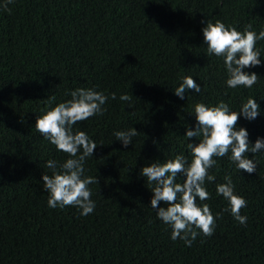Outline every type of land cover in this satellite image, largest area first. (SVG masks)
I'll use <instances>...</instances> for the list:
<instances>
[{
  "label": "trees",
  "instance_id": "1",
  "mask_svg": "<svg viewBox=\"0 0 264 264\" xmlns=\"http://www.w3.org/2000/svg\"><path fill=\"white\" fill-rule=\"evenodd\" d=\"M0 0V264H264V150L246 155L257 170H238L214 157L205 181L207 204L216 224L191 246L171 239L151 207L153 192L142 167L177 155L192 159L185 136L197 121L194 104L224 101L233 111L252 97L256 119L240 116L249 142L264 139V40H257L261 64L245 68L258 82L229 88L222 57L207 55L203 27L223 22L243 32L264 30V0ZM184 76L201 91L184 99L174 89ZM77 88L109 96L103 115L73 126L97 147L85 161L95 209L87 216L75 206L48 207L42 176L52 174L68 154L35 128L43 111L71 99ZM111 93L116 99H111ZM131 96V107L119 99ZM54 97V99H52ZM51 101V102H50ZM138 131L125 147L116 131ZM231 179L247 201L240 224L216 191ZM184 177L178 175L177 182ZM161 206L166 205L161 202ZM199 232V230L197 229Z\"/></svg>",
  "mask_w": 264,
  "mask_h": 264
},
{
  "label": "clouds",
  "instance_id": "2",
  "mask_svg": "<svg viewBox=\"0 0 264 264\" xmlns=\"http://www.w3.org/2000/svg\"><path fill=\"white\" fill-rule=\"evenodd\" d=\"M7 3H11V0H6L5 8ZM251 27L248 25L241 32L221 21H207L202 29L207 55L222 57L224 60L228 73L226 84L229 88H251L258 82L259 77L255 72H245L244 69L261 64V54L255 46L257 40H264V30L257 34L250 30ZM188 90L199 93L201 87L192 77L184 76L174 91L184 99ZM70 96L71 99L43 111L36 119V130L55 145L58 151L70 157L59 166L53 160L46 162V167L51 169L52 174H43V188L49 193L48 207L62 209L75 206L81 210V215L87 216L96 207L88 186L98 183V180L97 177L84 175V164L88 157L93 156L97 144L84 131L74 132L73 126L92 116L103 115L106 111L103 106L109 96L91 88H77L70 92ZM111 99H116L115 93H111ZM119 99L131 107V96L121 94ZM193 107L197 124L194 129L188 128L185 136L189 141L190 138H198L199 142H189L186 145L191 152V161L181 154L165 162H152L142 167L140 172L153 192L152 209L156 210L157 217L165 225L171 227V239H180L186 246H191L199 234L211 236L214 233L216 218L210 207L207 204H197V198L200 201L210 198L205 181H215V176L208 172L217 163L214 157H225L231 153L230 159L239 171L253 173L257 170V163L246 154L264 150V139L258 138L251 144L247 129L236 127L240 116L254 120L259 115L260 106L254 98L249 97L242 103L239 111L231 110L224 101L215 106L200 102ZM137 134L138 131L132 127L127 131H116L114 136L127 147ZM178 175L184 177L182 182H177ZM225 179L226 183L217 184V194L228 201L227 210L244 225L247 217L241 215V209L246 207L247 201L234 193L231 179ZM161 202L166 207L161 206Z\"/></svg>",
  "mask_w": 264,
  "mask_h": 264
}]
</instances>
